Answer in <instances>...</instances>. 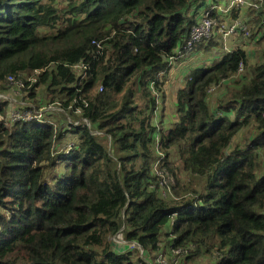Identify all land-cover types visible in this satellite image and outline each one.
I'll use <instances>...</instances> for the list:
<instances>
[{
	"label": "trees",
	"instance_id": "1",
	"mask_svg": "<svg viewBox=\"0 0 264 264\" xmlns=\"http://www.w3.org/2000/svg\"><path fill=\"white\" fill-rule=\"evenodd\" d=\"M228 1L0 0V93L17 83L33 99L48 86L64 120L0 124V264H144L142 250L170 264H264V50L253 67L234 47L191 70L177 122L159 136L154 125L199 13ZM174 159L197 185L173 202L154 168Z\"/></svg>",
	"mask_w": 264,
	"mask_h": 264
},
{
	"label": "rangeland",
	"instance_id": "2",
	"mask_svg": "<svg viewBox=\"0 0 264 264\" xmlns=\"http://www.w3.org/2000/svg\"><path fill=\"white\" fill-rule=\"evenodd\" d=\"M213 0H207V4L210 5ZM243 5H247L242 10L235 11L234 14L230 17H226L228 20H223V24L226 23V27L234 30L236 35L226 37L224 34H221L219 31H213L212 37L206 40L203 44V47L200 49H195L189 52V55H181L178 57L177 61L170 63L172 65V70L168 75V80L162 86V93L157 95L159 96L161 102L159 110L154 118V125L158 128V136L162 131H166L174 126L177 122V92L180 88L184 87L186 84L187 76L190 71L199 68L202 66H212L214 63L219 61L223 55L234 50V47L243 48L249 57L250 67L262 64L260 62L261 52L264 50V40L263 33L259 32L260 27L259 22L264 24V0H241ZM68 0H58V6L60 9L68 5ZM224 4V3H223ZM224 6V5H223ZM258 20V22H256ZM247 29L248 34L240 32L241 30ZM44 34H51L54 31L51 29H43ZM258 34L255 38H251L250 35ZM261 41V43H259ZM212 46H208L209 44ZM208 46V47H207ZM250 72L248 69L243 68L242 72L238 73V77H248ZM154 90V89H153ZM48 86L39 87L35 93V98L30 97V88L25 85L11 83L9 90L5 94L0 93V101L6 105L5 115H1L0 124H5L7 127L11 126V123L15 122L14 118L17 117V120L28 119L31 117L28 122L35 120H44L48 119V122H54L57 119L63 118L60 117V109L57 106H53L49 110V106L52 105L51 102L54 99L51 94H49ZM155 92V90H154ZM225 93V88L214 87L209 91V103L211 106H215L218 101H221L222 96ZM161 95V96H160ZM32 108L35 112H39V116L35 115V112L30 111ZM46 108V109H41ZM40 109V110H39ZM32 112V113H29ZM48 112H53V116H48ZM59 115V117H58ZM68 117V114H65ZM44 121H42L43 123ZM70 123L76 122L74 118L69 116ZM64 122H62L63 124ZM65 124V123H64ZM5 126V127H6ZM248 136V132L244 131L239 134L233 142L232 149L236 146H244L245 140ZM157 137V135H156ZM72 136L68 135L62 144L64 149L69 150L67 145L70 142ZM61 150V149H60ZM171 165L166 166L164 169H160V163L157 164L154 168V174L159 177L161 196L163 199L170 201H177L180 199L181 195H186V190L190 189L197 185L196 179L184 171L182 163L179 159H174L170 161ZM180 186L179 193H175L174 187ZM119 241V238H116L115 243ZM116 246L122 247L116 243ZM131 250V249H130ZM133 250V249H132ZM152 261H154V256H149ZM178 264H205L204 260H191L187 261V256H175ZM141 259L140 252L136 253V258ZM212 264H215V260L211 261ZM136 264H139L136 262Z\"/></svg>",
	"mask_w": 264,
	"mask_h": 264
},
{
	"label": "built area",
	"instance_id": "3",
	"mask_svg": "<svg viewBox=\"0 0 264 264\" xmlns=\"http://www.w3.org/2000/svg\"><path fill=\"white\" fill-rule=\"evenodd\" d=\"M247 5H243L241 0H229L225 6L217 5V6H209L210 8H205L199 13L198 22L194 26L191 32V36L186 42V45L184 46L185 50L192 51L193 48L199 44L202 43L205 40H208L212 37L213 31H219L221 34H224L226 37L234 36L236 35V32L228 27H226V23L223 24V20H228L226 17L232 16L234 11L242 10L241 8L246 7ZM213 14H216L219 16V18H214L215 16ZM240 32L248 34L247 29L241 30ZM174 58L172 59V62H174ZM243 67L240 69L242 72ZM239 71V72H240ZM1 102V101H0ZM50 110V108H49ZM1 117V116H0ZM15 117V122L11 123L14 124L19 121H28L31 119H20ZM121 246L125 245V242L122 240L117 241ZM131 249H141V247L134 243L130 246ZM142 259H144V264H170L166 258H164L162 255L157 256L154 261L150 257H145V252L142 250Z\"/></svg>",
	"mask_w": 264,
	"mask_h": 264
},
{
	"label": "water",
	"instance_id": "4",
	"mask_svg": "<svg viewBox=\"0 0 264 264\" xmlns=\"http://www.w3.org/2000/svg\"><path fill=\"white\" fill-rule=\"evenodd\" d=\"M128 247H126V249H127Z\"/></svg>",
	"mask_w": 264,
	"mask_h": 264
},
{
	"label": "bare ground",
	"instance_id": "5",
	"mask_svg": "<svg viewBox=\"0 0 264 264\" xmlns=\"http://www.w3.org/2000/svg\"><path fill=\"white\" fill-rule=\"evenodd\" d=\"M11 78V77H10Z\"/></svg>",
	"mask_w": 264,
	"mask_h": 264
}]
</instances>
